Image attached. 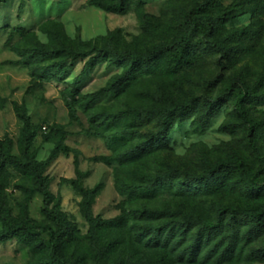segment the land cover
<instances>
[{
    "label": "rangeland",
    "instance_id": "obj_1",
    "mask_svg": "<svg viewBox=\"0 0 264 264\" xmlns=\"http://www.w3.org/2000/svg\"><path fill=\"white\" fill-rule=\"evenodd\" d=\"M144 10L156 16L161 22L158 34L150 40L158 43L170 38L176 24V13L181 9H194L197 0H143ZM246 0H219L222 8L215 9L212 16L224 19L222 34L233 35L230 46L232 59L221 58L219 52L204 50L203 33L193 38L195 56L190 67L173 72L141 75L137 81L121 93H106L91 101L89 95L104 88L110 80L122 72V68L105 61L82 75L76 96L79 120H71L64 100V93L70 92L75 81L83 72L86 59H79L65 77L52 70L53 60L39 61L34 52V39L48 41V24L61 22L66 34L73 40H95L101 44L102 37L114 34L120 45L142 44L143 29L136 10V0L130 3L126 14H117L88 4V0H6L0 2V137L11 138L14 152H18V139L22 121L15 112V103H25L31 116L37 137L34 149L37 157L45 160L56 143L62 140L70 152L60 153L46 170L50 180V191L61 197V210L77 225L76 238L66 246V253L78 264H97L89 238V224L80 210L82 197L68 180L75 178L76 161L81 170L88 172L84 179L86 187L101 185L93 204V212L111 219L127 216V223L109 232L108 242L119 240L115 245V256L109 264H160L158 255L148 247L137 244L133 239L139 218L136 211L146 208L163 209L166 205L178 209L182 214L214 216L220 204H232L251 208L264 202V192L253 193L245 189L236 179L211 195L164 191L153 197L129 198L116 185V163L105 164L101 157L109 156L113 150L104 137L93 135L102 129L101 115L107 110L126 109L135 103H149L150 95L157 90L169 92L180 101L191 95L203 98L205 93L217 94L226 88L230 80L244 74L255 80L264 60V14L253 15L252 4ZM237 4L234 14L221 15L226 7ZM235 8V7H234ZM246 11V12H242ZM24 29V31L21 30ZM238 30V32H236ZM241 32H240V31ZM257 32V33H256ZM34 38V39H33ZM225 63V67L220 64ZM208 79L216 80L210 90ZM231 101L224 103L222 111L203 128L193 117L183 123H176L166 144L139 162L146 173L159 169L176 168L181 171L179 184L185 173H201L209 161H219L232 155L244 158L252 170L263 175L256 157L247 146L243 129L226 131L224 125L232 119ZM253 117L264 119V104L251 108ZM135 128L139 131L136 141H142L158 132L156 120L138 117ZM63 129L66 134H62ZM264 153V141H262ZM7 206L14 215L20 211L19 204L24 194L19 186L28 184L25 176L9 168L5 174ZM43 197L35 194L28 204L29 215L37 224L51 225L44 214ZM1 228V223H0ZM249 225L241 227L240 239L230 245L227 240L221 248L233 251L231 260L220 264H264V257L257 251L264 249V231L259 236L248 234ZM196 230L190 233L193 237ZM47 239V235L42 234ZM206 249L200 251L197 260H179L175 254L174 264H216L212 258L205 261ZM28 246L17 239L0 243V264H25L32 258Z\"/></svg>",
    "mask_w": 264,
    "mask_h": 264
},
{
    "label": "trees",
    "instance_id": "obj_2",
    "mask_svg": "<svg viewBox=\"0 0 264 264\" xmlns=\"http://www.w3.org/2000/svg\"><path fill=\"white\" fill-rule=\"evenodd\" d=\"M6 0H0L5 2ZM23 1V0H21ZM133 0H88V4L105 11L126 14ZM246 0L242 4H252ZM252 9L253 15L264 14V0ZM219 0H197L194 9H181L176 13L175 26L169 39L152 43L161 29L160 20L144 10V1L136 0V10L143 29L142 44L120 45L114 34L102 37L101 44L95 40L71 39L61 22L48 24V41L34 39V52L39 61L53 60L49 67L62 76H67L79 59H86L83 72L76 79L74 88L64 93V100L71 120L78 121L76 96L81 85L82 75L105 61L122 68L108 84L89 95L91 101L106 93H121L143 74L173 72L190 67L195 56L192 43L199 33H203L204 50L219 52L221 58L232 59L231 33L222 34V16L212 15L215 9L222 8ZM237 4L224 9L221 15L234 14ZM235 7V8H234ZM242 12H246L243 11ZM24 31L23 28H21ZM240 31V30H239ZM238 32V30L236 31ZM241 32V31H240ZM257 33V32H256ZM225 67V63L220 61ZM216 80L208 79L206 88L210 90ZM149 103H135L126 109L107 110L101 115L102 129L93 131V135L104 137L113 153L101 157L111 165L116 163L115 178L119 191L129 198L153 197L159 192L170 191L211 195L236 179L245 189L256 193L264 192V119L253 117L251 108L264 104V60L255 80L244 74L235 75L228 86L217 94L205 93L203 98L191 95L180 101L169 92L154 91ZM233 105L232 119L224 125L227 131L243 129L247 146L261 166L263 175L254 172L248 162L237 155L219 161H209L201 173H185L179 184L181 171L176 168L159 169L156 173H146L139 162L166 144L168 136L176 123H183L195 117L203 128H207L213 118L223 109L224 103ZM15 112L22 121L18 139V152H14L11 138L0 137V243L17 239L29 247L32 258L25 264H78L68 255L66 246L76 238L77 225L61 210V197L55 196L49 188L50 180L46 170L52 160L60 153L68 154L70 148L58 141L45 160L37 157L34 141L37 131L25 103H15ZM145 117L156 120L159 130L142 141H136L139 131L135 128L136 119ZM62 134L66 132L61 129ZM11 168L25 176L28 184L20 185L24 201L18 215L7 206L5 174ZM88 172L79 168L76 161L75 178L68 180L81 195L80 210L89 224V238L97 264H109L115 256V245L119 240L107 241L111 229L121 228L127 223V216L120 215L106 219L93 212L95 198L101 185L86 187L84 179ZM35 194L43 197L44 214L51 225L37 224L31 219L28 204ZM141 224L135 231L134 241L153 250L160 264H174L175 254L179 260L190 262L197 260L201 250L206 249L205 261L212 258L216 264L231 260L233 251L221 248L225 240L230 245L237 243L243 224L249 225L248 234L259 236L264 231V202L251 208H242L232 204H220L214 216L202 214H182L178 209L166 205L163 209L146 208L136 211ZM195 231L193 237L190 233ZM42 234L47 235L45 239ZM264 257V249L257 251Z\"/></svg>",
    "mask_w": 264,
    "mask_h": 264
}]
</instances>
